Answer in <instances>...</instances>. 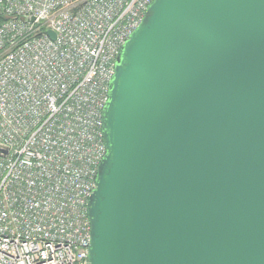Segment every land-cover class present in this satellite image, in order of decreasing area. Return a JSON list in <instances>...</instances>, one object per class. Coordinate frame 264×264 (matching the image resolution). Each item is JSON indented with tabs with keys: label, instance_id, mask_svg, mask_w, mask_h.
Returning <instances> with one entry per match:
<instances>
[{
	"label": "water",
	"instance_id": "obj_1",
	"mask_svg": "<svg viewBox=\"0 0 264 264\" xmlns=\"http://www.w3.org/2000/svg\"><path fill=\"white\" fill-rule=\"evenodd\" d=\"M102 138L88 264H264V0H153Z\"/></svg>",
	"mask_w": 264,
	"mask_h": 264
},
{
	"label": "built area",
	"instance_id": "obj_2",
	"mask_svg": "<svg viewBox=\"0 0 264 264\" xmlns=\"http://www.w3.org/2000/svg\"><path fill=\"white\" fill-rule=\"evenodd\" d=\"M152 1L0 0V264H88L108 85Z\"/></svg>",
	"mask_w": 264,
	"mask_h": 264
},
{
	"label": "trees",
	"instance_id": "obj_3",
	"mask_svg": "<svg viewBox=\"0 0 264 264\" xmlns=\"http://www.w3.org/2000/svg\"><path fill=\"white\" fill-rule=\"evenodd\" d=\"M1 21H2V20L0 19V23H1Z\"/></svg>",
	"mask_w": 264,
	"mask_h": 264
}]
</instances>
